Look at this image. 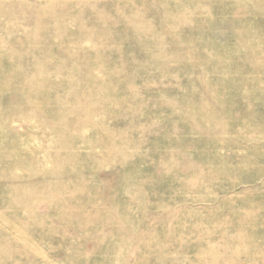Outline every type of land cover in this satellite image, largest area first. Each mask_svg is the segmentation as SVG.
<instances>
[{
  "label": "rangeland",
  "instance_id": "obj_1",
  "mask_svg": "<svg viewBox=\"0 0 264 264\" xmlns=\"http://www.w3.org/2000/svg\"><path fill=\"white\" fill-rule=\"evenodd\" d=\"M0 264H264V0H0Z\"/></svg>",
  "mask_w": 264,
  "mask_h": 264
}]
</instances>
